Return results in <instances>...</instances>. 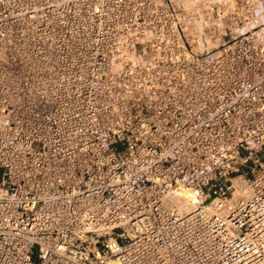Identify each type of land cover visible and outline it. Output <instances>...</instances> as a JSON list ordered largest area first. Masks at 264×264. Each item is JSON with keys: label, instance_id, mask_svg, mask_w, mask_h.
Wrapping results in <instances>:
<instances>
[{"label": "built area", "instance_id": "built-area-1", "mask_svg": "<svg viewBox=\"0 0 264 264\" xmlns=\"http://www.w3.org/2000/svg\"><path fill=\"white\" fill-rule=\"evenodd\" d=\"M0 264H264V0H0Z\"/></svg>", "mask_w": 264, "mask_h": 264}]
</instances>
